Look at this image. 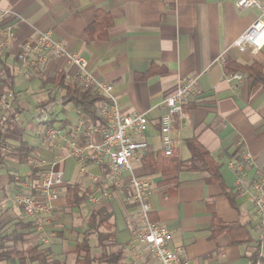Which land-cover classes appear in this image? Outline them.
<instances>
[{"label":"crops","instance_id":"0c3cea01","mask_svg":"<svg viewBox=\"0 0 264 264\" xmlns=\"http://www.w3.org/2000/svg\"><path fill=\"white\" fill-rule=\"evenodd\" d=\"M237 1L0 0V9L9 11L2 26L13 32L10 44L0 52V92L13 83L14 91L19 87L22 96L0 119L8 151L27 143L35 151L31 162L39 169L38 177L54 162L64 176L51 214V232L37 226L13 202L31 179L29 162L10 155L0 167V234L20 235L22 248H38L27 264H79L76 246L85 238L90 216L103 209L111 215L117 233L109 251L122 248V264H130L129 248L138 225L134 218L138 208L132 203L127 179L119 186L107 181L103 185L108 168L94 163H88L82 175L81 162L58 139V145H44L40 129L31 136L23 128L31 97L34 115L40 105H48L45 109L55 126L68 130L79 116L73 105H62L65 91L46 82L60 72L65 79L67 74L76 75V66L36 52L30 54L27 67L17 61L18 50L45 31H51L70 53L82 56L94 77L114 87L123 114L147 113L148 130L138 139L146 140L150 151L132 160V165L136 175L151 184V219L170 231L171 248L180 250L190 264H251L258 252V264H264V239L251 202L252 183L264 177V85L250 86L246 72L254 63L264 72V48L254 52L248 47L241 52L236 46L256 20L264 21V12L257 7L240 9ZM106 15L112 18V26ZM97 20L101 25L96 28ZM235 73L243 78L234 79ZM194 77L198 83L186 105L188 117L177 133L174 155L168 158L159 132L166 111L162 102L176 92L180 79ZM191 140H197L217 162L224 187L235 196L234 204L220 183L209 180L208 173L175 171L177 164L190 161ZM246 154L252 159L247 160ZM93 175L100 178V184L91 180ZM30 185L32 190L35 186ZM76 185L81 193H89L81 209L69 207L66 199L67 188ZM107 189L110 199L104 201L102 192L107 194ZM92 195L102 196V202L91 204ZM223 224L240 225L238 236L246 241L234 244L226 231L215 236ZM89 239L93 253L100 254L97 237ZM136 245L138 250L144 248L143 243Z\"/></svg>","mask_w":264,"mask_h":264},{"label":"built area","instance_id":"2783aa9c","mask_svg":"<svg viewBox=\"0 0 264 264\" xmlns=\"http://www.w3.org/2000/svg\"><path fill=\"white\" fill-rule=\"evenodd\" d=\"M236 6L240 9L257 7L264 12L262 0H238ZM9 11L0 9V52L8 47L13 36L11 29L2 26ZM236 46L241 52L251 47L254 52L264 48V21L256 20L245 33L237 40ZM32 52L43 53L44 58H64L76 66V75L66 76L67 82H75L82 89L99 95L102 99L96 103L97 118L79 111L77 120L66 130L51 124L49 112L39 109L35 119L42 125L41 141L44 145H58L55 141L70 152V155L81 162V174L87 173L88 163L105 165L108 168L104 181L115 186L121 185L127 179L131 189L132 203L138 208L134 215L137 225V235L131 242L130 264H190L180 250L171 248L172 235L167 227L151 219V184L147 178L136 175L132 160L140 159L150 151L146 140L138 139L148 130L150 120L147 113L123 114L119 101L114 94V87L94 77L88 69V62L80 55L70 53L64 45L55 39L51 31L40 32L34 42L26 43L20 54V62L29 66V57ZM234 79L241 80L243 74L235 73ZM198 78L180 79L175 93L166 97L162 102L166 108L160 120V137L163 154L166 157L174 155V148L179 144L177 133L188 117L187 103L194 95ZM17 102V95L12 90L0 92V119L9 113ZM251 160L250 154L245 155ZM45 161L42 162V164ZM56 162L49 168H44L39 174L38 183L31 190L30 183L15 195L16 204L23 213L33 221L41 215L53 212L55 202L61 196L64 187L63 172L56 169ZM98 176H91V180L99 183ZM102 182V183H103ZM102 185V184H101ZM39 195H33V190ZM109 196L108 194H104ZM91 204L102 202V196H90ZM251 202L259 216L260 229L264 239V177L252 183ZM137 243H143L142 250L137 249ZM148 255V259L145 258Z\"/></svg>","mask_w":264,"mask_h":264},{"label":"trees","instance_id":"16d2710c","mask_svg":"<svg viewBox=\"0 0 264 264\" xmlns=\"http://www.w3.org/2000/svg\"><path fill=\"white\" fill-rule=\"evenodd\" d=\"M108 18V26H112V18L106 15ZM101 23L97 20L96 28L99 27ZM21 50H18L17 61L20 62ZM2 54L0 53V62ZM235 68L234 70L237 71ZM247 80L250 86H254L258 83L264 85V72L263 67L257 63L250 66L247 70ZM12 79V78H11ZM46 82L53 84L56 88H60L65 91L62 97V105L67 106L69 104L73 105L79 111L86 113L87 115L97 118L96 114V103L99 102L102 97L90 93L89 90L82 89L75 82H67L65 79V73L60 72L55 78L48 79ZM9 90L14 91V85L11 83L8 86ZM15 92V91H14ZM17 95L18 93L15 92ZM48 105H40L39 109H45ZM55 122L51 121L53 125ZM4 124L0 123V167L4 164L5 158L10 155L17 156L21 162L28 163L32 171L30 178L33 180L34 185L38 182L39 169L33 165L32 156L34 154V149L28 146L27 143L22 142L20 146L9 150V146L4 138ZM192 157L186 165L184 163L177 164L176 170L185 168L188 170L202 171L209 174V180L211 182H218L224 187L223 178L219 169L217 162L212 158L209 151L205 149L197 140H191L189 143ZM5 149V150H4ZM169 158V157H168ZM224 192L228 196L232 204L235 202V196L230 192V190L224 187ZM35 192V189H34ZM89 193H81L79 186H69L66 190V199L69 207L81 209L82 206L88 201ZM111 215L107 213L106 210H100L93 213L88 219V230L86 231L85 238L82 242H79L76 246V256L77 262L79 264H122L123 252L122 248L112 252L107 250L111 247L110 244H115L116 242V231L114 230L113 224L110 223ZM215 225V224H214ZM242 230L240 225H230L223 224L220 225L219 230L215 233V236L222 232H228L231 234L232 242L234 244L242 243L243 240L238 236L239 231ZM95 235L97 237L98 246L102 249L100 254H94L92 251V246L89 237ZM24 238L16 234H0V262H6L7 264H16L17 260L20 264H27L29 261L34 260L38 248L28 247L26 249L22 248V243ZM12 242V246L8 247L7 244ZM260 253H256L252 257L251 264L260 263Z\"/></svg>","mask_w":264,"mask_h":264},{"label":"rangeland","instance_id":"374dc122","mask_svg":"<svg viewBox=\"0 0 264 264\" xmlns=\"http://www.w3.org/2000/svg\"><path fill=\"white\" fill-rule=\"evenodd\" d=\"M18 84H19V81H18ZM20 91V89H19V87L18 88H16V92L18 93ZM20 94V93H19ZM19 94H17V101H18V99L19 98H21L22 96L21 95H19ZM19 97V98H18ZM30 97H31V95H30ZM32 98V97H31ZM30 98V101H28V104H29V109H28V111H25V114H24V116L27 118V121H26V123L27 124H25L24 126H23V128H27V132L31 135V136H34L35 135V130H38V129H40V134L42 133V131H43V127H42V125L41 124H38V122H37V120L36 119H34L35 117V115H34V112H35V109H36V106H35V103H34V99H31ZM39 111V110H38ZM61 114H62V112H61ZM63 115V114H62ZM39 125H40V128H39ZM19 127H20V125H19ZM5 128H7V126L5 127ZM6 131H8V130H6ZM12 132V131H11ZM40 137H41V135H40ZM24 182H26V181H23V183ZM27 182H29V183H33V185H34V182H33V180L32 179H29ZM103 185H104V182L102 183ZM108 185H106V187H107ZM24 186H22V188H23ZM37 190V189H36ZM35 190V191H36ZM107 191L109 192H107V194L109 195L111 192H110V190L109 189H107ZM38 192V191H37ZM102 194H105V192H102ZM33 195H35V196H37V194H35V192H34V194ZM103 199H104V201H106L107 199H110L108 196H106V195H104L103 196ZM108 201V200H107ZM14 205H16V207L18 208L19 206L16 204V202H15V197H14ZM20 208V207H19ZM21 211H22V209H21ZM22 213H23V211H22ZM53 215V212L52 213H49V214H44V215H41L40 216V221L39 222H37L36 224H37V226L39 225L40 227H41V229H43V227H44V229H46V230H48V231H51V230H49V228L51 227H54V226H51V223H52V215ZM43 232H44V230H43ZM51 232H53V231H51ZM134 237H136V236H134ZM48 238V237H47ZM135 239V238H134ZM98 248V250H97V252H100L101 251V249H99V247H97ZM109 248L110 247H108V250H109ZM71 263V262H70Z\"/></svg>","mask_w":264,"mask_h":264}]
</instances>
